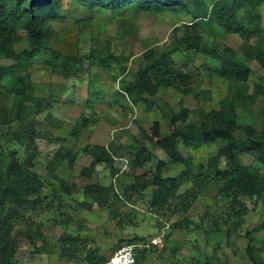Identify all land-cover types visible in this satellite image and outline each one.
<instances>
[{
	"label": "rangeland",
	"instance_id": "obj_1",
	"mask_svg": "<svg viewBox=\"0 0 264 264\" xmlns=\"http://www.w3.org/2000/svg\"><path fill=\"white\" fill-rule=\"evenodd\" d=\"M181 1L184 6L178 9L134 7L114 12L63 0L59 18L51 23L54 35L49 48L36 55L29 68L36 101L29 103L31 107L21 118L20 96L0 95V156L4 161H10L12 151L20 158L33 152L10 135L13 129L26 124L37 132V156L29 170L38 176L43 198L35 206H26L23 214L27 220L16 223V228L33 234L20 238L15 254L18 264H90L91 254L97 256L94 261L107 260L125 244L136 248V264H252L247 254L250 241L264 258V196L228 195L212 182L189 211L175 213V199L167 207H152V187L127 189L135 177L152 176L161 161L165 162L164 176L181 175L184 164L174 162L149 137L155 136L151 129L156 122L162 135L170 133L173 115L182 109L188 110L185 123L190 127L213 125L220 122L229 97L237 132L245 125L264 128V67L249 60L252 71L246 80L222 77L220 59L211 52L190 49L182 39L198 34L220 52L234 49L239 59L247 53L243 40L221 28L195 26L193 0ZM205 1L210 4L213 0ZM258 10L264 23V6ZM23 36L16 45L18 51L29 47L26 34ZM149 49L172 50L193 80L184 92L162 88L149 97L152 105L135 104L123 86L145 65L143 56ZM55 51L77 58L70 76L53 71L50 61ZM106 55H110L109 68L98 63ZM15 63L13 58L0 56V66H6L2 84L18 83L12 69ZM218 144L187 146L181 139L179 149L200 164L219 154ZM94 145L112 152L114 168L84 152ZM141 145L146 151L141 152ZM69 151L79 153L73 166ZM241 160L264 175V164L254 156L243 154ZM220 167H226L224 157ZM209 174L213 177L215 172ZM89 184L107 188L101 196L107 206H100L87 194ZM190 187L191 181L186 180L179 194ZM156 236L161 238L159 245L152 243Z\"/></svg>",
	"mask_w": 264,
	"mask_h": 264
},
{
	"label": "trees",
	"instance_id": "obj_2",
	"mask_svg": "<svg viewBox=\"0 0 264 264\" xmlns=\"http://www.w3.org/2000/svg\"><path fill=\"white\" fill-rule=\"evenodd\" d=\"M76 1L89 9L110 8L114 12L134 7L140 10L161 11L184 6L181 0ZM192 2L195 26L211 30L221 28L227 33L237 34L243 40L242 48L247 53L243 59H239L237 52L232 48L227 47L220 52L206 45L198 34L186 36L182 43L196 52L214 54L221 61L220 75L230 81L246 80L249 77L252 71L249 60H256L264 67V23L263 15L258 10L264 6V0H213L210 4L205 0ZM62 3L63 0H0V56L16 60L12 69L18 79L16 85L2 84L6 66H0V95L20 96L18 115L21 118L25 117L31 107L29 103L36 101L29 68L33 66L36 55L49 48V42L54 35L51 23L59 18ZM23 34H26L29 47L18 51L16 45L24 39ZM91 58L96 59L93 55ZM143 58L145 65L138 70L133 81L123 86L133 103L146 102L152 105L149 97L156 96L162 88H175L180 92L188 89L187 86L193 77L175 60L172 50L149 49ZM76 59L75 56L55 51L50 65L54 72L70 76L71 68L77 65ZM98 63L109 68L110 55L100 56ZM225 102L220 122L213 125L203 123L190 127L185 123L188 118L186 109L173 115L174 128L166 135L160 133L156 122L151 129L155 136L149 137L150 140L165 149L174 162L184 164L185 169L180 176H164L165 162L161 161L152 176L143 174L135 177L127 189L132 192L152 187V207H167L175 199V213L189 211L203 189L212 182L218 185L222 193L228 195L258 198L264 196V175L255 166L246 165L241 160L243 154H250L264 164V128L256 130L251 125H245L242 132H237L235 111L229 97L225 99L224 104ZM36 133L35 128L24 124L13 129L10 134L24 145L26 150L33 151L31 156L20 158L18 153L12 151L8 163L4 161V156H0V264H18L15 254L20 238L27 235L29 238L33 237L29 230L16 228V223L21 219L27 220L23 214L26 206H35L43 198L39 178L29 170V167L34 165L33 158L37 156L36 146L34 148ZM146 133L148 131H144V134ZM181 139L187 146H197L201 142L219 143V154L211 157L207 163L195 164L191 157H185L181 153ZM140 148L141 152L146 151L145 146L141 145ZM84 152L95 156L96 162H103L114 168L115 156L105 146L94 145L92 150L86 147ZM69 153L70 166H73L79 153ZM221 157L226 160L225 168L220 167ZM209 171L215 172L213 177ZM186 180L191 181V187L179 194ZM85 190L100 206H107V201L101 197L107 192L105 186L89 184ZM237 223L234 222L232 227H236ZM179 226L180 224L175 225ZM247 254L252 264H264V258L251 241L247 245ZM96 258L97 256L91 254L90 264L106 260L103 258L94 261Z\"/></svg>",
	"mask_w": 264,
	"mask_h": 264
},
{
	"label": "built area",
	"instance_id": "obj_3",
	"mask_svg": "<svg viewBox=\"0 0 264 264\" xmlns=\"http://www.w3.org/2000/svg\"><path fill=\"white\" fill-rule=\"evenodd\" d=\"M152 243L159 245L161 243L160 236L153 238ZM136 248L132 244H125L114 252L107 260L101 261L97 264H136Z\"/></svg>",
	"mask_w": 264,
	"mask_h": 264
}]
</instances>
